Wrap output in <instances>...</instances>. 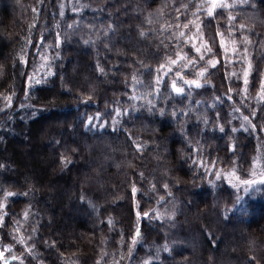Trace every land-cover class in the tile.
Here are the masks:
<instances>
[{"label": "trees", "instance_id": "obj_1", "mask_svg": "<svg viewBox=\"0 0 264 264\" xmlns=\"http://www.w3.org/2000/svg\"><path fill=\"white\" fill-rule=\"evenodd\" d=\"M229 2L0 0L12 264H264V181L229 178L264 173V0ZM37 144L52 158L32 173ZM47 182L74 193L49 202Z\"/></svg>", "mask_w": 264, "mask_h": 264}, {"label": "rangeland", "instance_id": "obj_2", "mask_svg": "<svg viewBox=\"0 0 264 264\" xmlns=\"http://www.w3.org/2000/svg\"><path fill=\"white\" fill-rule=\"evenodd\" d=\"M230 0H208V3H209V8L211 9V10H213L215 7H217V6H219V5H226V6H230L232 3H230L229 2ZM3 5H7V7H9L8 9L10 10L11 8H10V5H11V2L10 1H5V2H2V6ZM214 5H216V6H214ZM12 12V11H11ZM2 18H3V16L0 14V21H2ZM227 48V52H231V51H233V47H226ZM228 54V53H227ZM77 63H78V61H76ZM79 69V68H78ZM85 80H87V79H85ZM54 125H57V129L61 132V128H62V123L61 124H59V123H51V124H46V125H44V126H42V128L38 131V132H36L35 133V135H34V139H36L37 141H41V142H46V141H49V138H48V134H50L51 132H52V128H54ZM34 142V141H33ZM36 146V148H35V150L37 151L36 152V154H35V156H30V155H26V157H25V161L27 162V164L28 165H25V169L28 171V172H34V173H36V171H34V169L32 168V166L29 164V162H32V160L33 161H37L38 163H40V164H42L43 165V167H45V165H46V162L48 161V160H50L51 158H52V155L51 154H49V155H47V157L46 158H43V154L44 153H42V146H40V144H37V145H35ZM25 148L26 149H30L31 147L29 146V145H27V146H25ZM45 159V160H44ZM47 163H49V162H47ZM103 165H105V163H103ZM53 172L54 171H52V169L51 168H49V173H50V177L51 178H53ZM259 172L257 171V174H258ZM229 178L232 180V182L233 183H235L236 184V186L239 188V189H244V187H248L247 188V190L249 189V188H251L252 186H255V185H257V183L258 182H260V181H264V173H260V174H258V176L256 177V178H254L253 180H249V181H247V183H244V182H238V183H236L237 182V179L235 178V175L233 174V172H230L229 173ZM52 184L51 183H46V185H44V190H46L48 193L50 192L51 193V195H49V196H51L50 197V199H48V201L49 202H51V201H53V196L56 194V193H58L59 195H61V193H65V194H68V193H71V195L74 193V191H73V189H74V186L73 185H70L69 187H67L66 189H63L61 192H58L57 190H58V188H57V186H53V188H52ZM60 188H63V186H61ZM70 197V196H69ZM72 227H74V225H72V223L71 224H69V226H67V227H65V228H63V230L64 231H73V228ZM264 228V227H263ZM241 230V227H235V228H232V229H230V231H231V233H235V232H237V230ZM244 229V228H243ZM264 230V229H263ZM244 233H246V231L244 230ZM138 236H140L139 235V229H137L136 230V235H135V237L137 238ZM22 246H24L23 248H24V252L25 253H30V248H29V246L28 245H22ZM20 255V253L19 252H17L16 251V256H15V260H16V262L17 263H19V264H21V262H24L25 260L23 259V256L24 255H21L22 256V259H21V257L19 256ZM0 258L3 260V262L5 263V264H12L5 256H4V254H2L1 253V251H0ZM40 264V263H39Z\"/></svg>", "mask_w": 264, "mask_h": 264}, {"label": "snow or ice", "instance_id": "obj_3", "mask_svg": "<svg viewBox=\"0 0 264 264\" xmlns=\"http://www.w3.org/2000/svg\"><path fill=\"white\" fill-rule=\"evenodd\" d=\"M214 6H216V5H214ZM219 6L223 7L225 5H219ZM208 14L211 15V9H209V13ZM210 50L211 49H208V51H210ZM196 52H200V48H196ZM202 58L203 57H201V59ZM173 63H176V61H173ZM209 63L212 64L211 61ZM212 66H215V65L212 64ZM185 67H187V65H185ZM249 67H251V66L249 65ZM202 74L203 73H201V75ZM244 76H245V78L248 76V71L247 70L244 71ZM186 83H188V82H186ZM190 83L193 84L196 87H201V85L197 81H191ZM245 83H247V80H245ZM173 87L175 88V91L177 93H182L184 91L183 88H177V87H175V83H173ZM261 89H262V92H264V81L261 82ZM262 99H264V96H262ZM253 115H255V112H253ZM245 119H248V117H245ZM233 130L235 131V129H233ZM8 195L11 196L12 193H8ZM145 215H148V214L146 213ZM14 259H15V257H14Z\"/></svg>", "mask_w": 264, "mask_h": 264}]
</instances>
